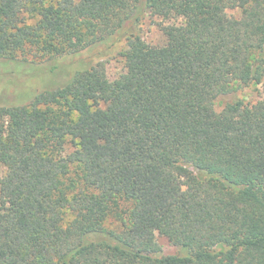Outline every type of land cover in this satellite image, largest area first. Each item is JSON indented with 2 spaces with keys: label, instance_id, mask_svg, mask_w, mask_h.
Here are the masks:
<instances>
[{
  "label": "trees",
  "instance_id": "obj_1",
  "mask_svg": "<svg viewBox=\"0 0 264 264\" xmlns=\"http://www.w3.org/2000/svg\"><path fill=\"white\" fill-rule=\"evenodd\" d=\"M121 42L114 81L61 62ZM30 55L63 84L0 105V264H264V0H0V62Z\"/></svg>",
  "mask_w": 264,
  "mask_h": 264
},
{
  "label": "rangeland",
  "instance_id": "obj_2",
  "mask_svg": "<svg viewBox=\"0 0 264 264\" xmlns=\"http://www.w3.org/2000/svg\"><path fill=\"white\" fill-rule=\"evenodd\" d=\"M50 1L54 0H45L46 3ZM226 12L229 15H237L239 10L227 9ZM183 20L176 12L171 13L165 19L147 17L142 23L143 36L147 42L159 44L164 40V36L158 23H179ZM123 46L124 43L121 42L112 51L102 56L95 55L98 52L96 50L83 51L75 56L73 60L64 58L61 59V62L64 65L71 61L75 62V65L82 61V63L89 62L90 64L102 63L108 79L114 81L124 71L123 58L119 54ZM26 58L28 61L25 63L0 62V105L28 104L34 95L63 84L62 77L64 74L61 75V72L58 74L51 72L49 70V64L46 61H42L39 56L34 57L30 55ZM64 65L62 66L65 67ZM260 70L262 72L264 71V59L261 63ZM260 95L261 86L259 84H251L247 87L236 89L224 97L218 98L215 102V108L220 110L226 101H232L234 99H241L246 103H253L260 98ZM6 170L7 166L0 164V175H4ZM155 238L164 254H175L177 252L176 247L162 233L156 232Z\"/></svg>",
  "mask_w": 264,
  "mask_h": 264
}]
</instances>
